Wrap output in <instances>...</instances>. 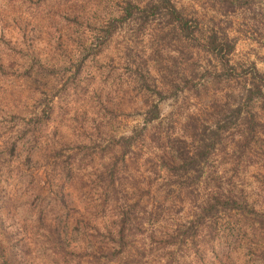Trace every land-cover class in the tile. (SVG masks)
I'll return each mask as SVG.
<instances>
[{"label":"rangeland","instance_id":"obj_1","mask_svg":"<svg viewBox=\"0 0 264 264\" xmlns=\"http://www.w3.org/2000/svg\"><path fill=\"white\" fill-rule=\"evenodd\" d=\"M172 1L203 30H226L238 78L214 72L220 66L202 51L191 56L183 45L184 55L174 52L158 21L122 29L74 77L79 48L73 42L89 43L91 29L115 11L116 0H0L11 27L20 19L34 29L28 48L36 57L0 59L6 64L0 72V264H196L182 238L209 193L231 190L264 209V127L249 139L237 127L222 134L209 160L182 174L183 182L163 164L170 140H185L192 153L199 145L193 131L235 107L249 86V69L264 75V17H224L207 0ZM67 12L79 13V24H69ZM127 46L132 59H125ZM138 68L167 97L150 124L145 101L156 97L143 95ZM171 79L174 85L164 87ZM46 100L53 119L29 132L28 120ZM252 110L264 123V106ZM126 211L127 234L118 244L109 233ZM202 227L190 231L196 241Z\"/></svg>","mask_w":264,"mask_h":264},{"label":"trees","instance_id":"obj_2","mask_svg":"<svg viewBox=\"0 0 264 264\" xmlns=\"http://www.w3.org/2000/svg\"><path fill=\"white\" fill-rule=\"evenodd\" d=\"M207 1L214 11L224 17L240 12L264 17V0ZM115 6L117 7L114 8L115 11H112L107 18L98 21L91 29L93 37L89 43L77 45L80 39L73 42L74 46L79 48L77 56L75 55L78 61L74 64V77L80 74L89 59H96L106 46L114 42L122 29L136 24L147 28L155 21L161 23L165 32L164 39L170 38V43L175 46L174 52L177 54L184 55L183 50L179 48L183 45L186 46L185 48L191 56L195 52L202 51L212 56L220 66L214 72L217 70L223 72L222 74L229 80L240 76L237 73V68L230 64L235 43L229 38L225 29H219L220 31L214 28L203 30L199 20L184 15L172 0H116ZM79 16V13L75 12H67L64 15L68 23L73 25L79 24ZM29 25L28 21L19 19L11 27L6 16L0 13V59L36 58L28 48V44L34 41L31 35L34 29H30ZM124 55L125 59H132L130 46L125 49ZM5 68L6 64L0 60V72H5ZM249 71L252 72L249 86L244 87V95L235 107L228 106L227 112L221 110L217 113L216 115L221 116L215 119L213 125L200 129L197 127L193 131L199 139V145L192 153L188 150V143L185 140H170L171 145L166 153L168 158L163 164L168 169L173 168L179 174L178 181L182 180V174L190 173L192 170L196 171L199 165L206 163L216 146L220 144L222 134L231 128L237 127L241 133L240 137L249 139L251 135L254 136L258 132L259 128L264 127V123L256 118L252 110L254 104L264 106V75L255 68H251ZM135 74L143 95L146 93L144 96L156 97L154 101L150 100L151 103L145 101L147 111L144 113V123L150 124L159 120L161 116L159 103L166 100L167 97L157 85L151 87L147 76L139 68ZM218 79L220 80V78ZM173 82L174 79H171V82L164 81V87H167L168 84L173 86ZM190 83V80H185L184 84L188 86ZM193 86L197 87V85ZM44 104L40 113L28 120L27 126L33 127V129L29 128V132L36 133L53 119L52 100H46ZM223 113L226 114L222 115ZM123 141L126 142V139ZM11 150L12 153L16 152L15 144ZM63 172H66L64 178L68 179L71 171L65 169ZM196 178L199 179L200 176L196 175ZM196 209L197 213L194 215L196 217H193L192 221L188 223L189 227L184 231L182 238L184 243L190 242L191 253L189 254H192L194 263L264 264V209L259 210L250 205L245 198L234 195L231 190L223 193H209ZM42 213L43 209L39 210L40 218L43 216ZM128 217L127 211L122 213L116 229H111L109 233L111 240H116V237L119 239L118 244L124 242L127 234ZM225 220L226 222H224ZM218 222L222 223L219 227ZM196 226H203L202 233L198 235L200 241H196V235L190 234V231ZM212 234L214 237H211Z\"/></svg>","mask_w":264,"mask_h":264}]
</instances>
